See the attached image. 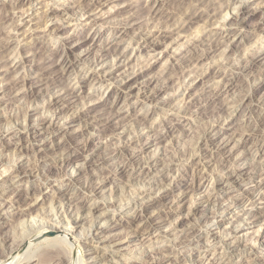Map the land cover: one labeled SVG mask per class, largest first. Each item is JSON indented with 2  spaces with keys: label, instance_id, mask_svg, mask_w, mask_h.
Listing matches in <instances>:
<instances>
[{
  "label": "rangeland",
  "instance_id": "obj_1",
  "mask_svg": "<svg viewBox=\"0 0 264 264\" xmlns=\"http://www.w3.org/2000/svg\"><path fill=\"white\" fill-rule=\"evenodd\" d=\"M228 1V16L211 25L208 13ZM0 19V245L11 247L33 217L65 224L64 213L80 215L65 244L55 230L35 232L8 260L28 254L36 264L49 249L66 264H264V0H0ZM66 55L71 69L60 65ZM80 113L66 131L50 127ZM23 116L21 137L2 121ZM137 212L165 236L137 233L148 228ZM92 220L103 239L124 230L132 241L101 250L95 232L79 236Z\"/></svg>",
  "mask_w": 264,
  "mask_h": 264
},
{
  "label": "bare ground",
  "instance_id": "obj_2",
  "mask_svg": "<svg viewBox=\"0 0 264 264\" xmlns=\"http://www.w3.org/2000/svg\"><path fill=\"white\" fill-rule=\"evenodd\" d=\"M31 2L32 0H28V2ZM224 4V3H223ZM223 4H220V7H218L217 8V10H215L214 12H212L211 14L210 13H208L209 15V17L207 16V18H209V22H211L210 24L211 25H214L215 23H217L218 21H220V20H223L226 16H228V15H226L227 14V8L229 7V1H228V3H226L225 5H223ZM219 5V4H218ZM233 5H237V4H233ZM243 9V8H242ZM93 10V9H92ZM206 12V11H205ZM223 13H224V15H223ZM53 15V14H52ZM194 15H197V13H194ZM51 16V15H50ZM55 17V16H54ZM90 17V16H89ZM9 17L6 15V16H2V20H5V19H8ZM193 18V17H192ZM191 18V19H192ZM0 19V20H1ZM93 19V18H92ZM96 19V18H95ZM98 19V18H97ZM94 20V19H93ZM189 20V19H188ZM208 20V19H207ZM225 20V19H224ZM224 22V21H223ZM125 25V24H124ZM207 27V26H206ZM123 28H124V32L122 33V34H127V28H126V26L124 27L123 26ZM202 38V37H201ZM156 39V38H155ZM200 39V38H199ZM151 41V40H150ZM2 42V41H1ZM149 42V41H148ZM12 43V41H9V40H5L4 39V41H3V44L2 45H10ZM16 44V43H15ZM0 47H1V44H0ZM228 47H230V46H228ZM231 48V47H230ZM69 49V48H68ZM66 52V51H65ZM66 54L67 55H69V51H67L66 52ZM66 55V56H67ZM103 55V54H102ZM65 56V58L62 60V62H61V67L62 68H65V67H67V65H69L68 63H70L71 62V60H70V58L67 56L66 57ZM252 57H257V55L256 54H254V55H252ZM69 58V59H68ZM247 59H248V57H247ZM202 60V59H201ZM201 60H199L200 62H201ZM246 60V59H245ZM254 61H255V59L253 60V61H251V65L252 64H254ZM99 62V61H98ZM95 63H97V61H95ZM95 63H93V64H95ZM73 63H71L69 66H68V69L70 68H73V65H72ZM246 66V65H245ZM15 67V66H14ZM213 71V68H211L210 70H209V73L210 72H212ZM111 75V74H110ZM203 75V74H202ZM114 76V75H113ZM138 76V75H137ZM136 76V77H137ZM111 77V76H110ZM23 79V78H22ZM125 80L127 79V76H126V78H124ZM129 79V78H128ZM127 79V80H128ZM123 80V79H122ZM25 80L23 79V82H24ZM109 81V78H104L103 80H102V82H108ZM110 81H112V80H110ZM124 82H126V81H124ZM52 83V82H51ZM128 83H129V81H127L126 82V84H124V85H121V86H119L118 88L119 89H121V91L123 92L125 89H127L128 87H130L129 85H128ZM13 89V88H12ZM62 91V90H61ZM67 91V90H66ZM58 93H60V92H58ZM31 94V93H30ZM30 94H29V96H30ZM34 94V93H33ZM26 95V94H25ZM62 96V95H61ZM58 101H59V99H58ZM47 106H51L52 108L53 107H57V105H56V102H55V100H51L49 103H48V105ZM259 106V105H258ZM263 107V112H264V106H262ZM46 109H47V107H46ZM25 110V109H24ZM228 110V109H227ZM27 112V111H26ZM225 112V111H224ZM83 113V112H82ZM264 114V113H263ZM82 114L80 113V114H77V116H72L71 118H70V120H69V122L68 123H66V124H64V125H61V127H57L56 125H55V123L54 122H52V124H53V126H51L50 125V127L54 130V131H58V130H60V129H63L64 131H66L65 129H67V127H69V125H71V123L73 124V122H75L77 119H80L82 116H81ZM20 117V116H19ZM18 117V118H19ZM24 117V119L22 120V122H21V120L20 119H18V120H20L19 122H21V123H19L17 120L16 121H14V119H12V118H10V117H5L2 121L3 122H7V123H12V124H14L13 126H16V128H15V131H14V133L15 132H17V135L19 134V137H21L22 136V133H20V129H22V128H28V126L26 125V118H27V116H23ZM22 118V117H21ZM47 118H44V119H42L39 123H38V125L37 126H32V128L30 129V131H28L29 132V138H35V137H37L39 134H40V131H39V129H41L42 127H44V125L47 123ZM79 121V120H78ZM216 121V120H215ZM214 122V121H213ZM1 123V122H0ZM259 123V122H258ZM11 124V125H12ZM22 124V126L21 127H19L20 125ZM50 124V123H49ZM48 124V125H49ZM213 124V123H212ZM218 124V123H217ZM220 124V123H219ZM10 125V126H11ZM24 125V126H23ZM59 125V124H58ZM18 126V127H17ZM47 126V125H46ZM207 126V125H206ZM217 127H218V125H216V126H214V125H208V127L206 128V130H205V132L207 133V134H218V131H217ZM259 127V126H258ZM5 129V128H4ZM13 129V128H12ZM24 130V129H23ZM168 130V129H167ZM6 131V130H5ZM7 131H8V129H7ZM6 131V132H7ZM246 131V130H245ZM3 132V131H2ZM235 131H233L232 133H234ZM114 133V132H113ZM1 134H3V133H1ZM5 134V133H4ZM262 134V133H261ZM6 135V134H5ZM4 135V136H5ZM16 135V136H17ZM3 136V137H4ZM114 136H115V134H114ZM1 137V136H0ZM208 137V136H207ZM212 137V136H211ZM232 137V136H231ZM264 137V136H263ZM65 138V137H64ZM206 139V138H205ZM209 139V138H208ZM225 138H223V140H224ZM229 139L230 138H226V141L227 142H229ZM244 140H246V139H244ZM199 141V140H198ZM204 142V141H203ZM257 143V142H256ZM106 144V143H105ZM205 151H204V153L206 154V156L207 157H209V158H211L212 156H213V150H214V148L213 149H209V147H211L212 145H215V143L214 142H209V141H206L205 143ZM225 144V143H224ZM23 147V146H22ZM220 148V147H219ZM218 148V149H219ZM225 148V147H224ZM198 149H200V146H197V148H196V150H198ZM216 149V148H215ZM23 150H25V149H23ZM115 151H116V153H119L120 151H121V148H117V149H115ZM191 151V150H190ZM199 151H201V149L200 150H198V152ZM112 152V151H111ZM218 152H220L219 150H218ZM193 153V152H192ZM203 153V154H204ZM194 154V153H193ZM201 154V153H200ZM190 155V154H189ZM221 155H222V153H221ZM201 156H203V155H201ZM201 156L198 158L199 159V161L198 162H195V164L196 165H198L199 167H203V165L204 164H202L201 162H200V159H201ZM203 157H205V155L203 156ZM206 158V157H205ZM84 161V160H83ZM139 162V161H138ZM2 164H3V162H2ZM133 164V163H132ZM131 164V165H132ZM8 165V164H7ZM27 165V164H26ZM16 167H18L19 166V164H17L16 163V165H15ZM75 166H78V164H76ZM138 166V165H137ZM21 167V166H20ZM205 167V166H204ZM37 168V166L35 165H30V171H34V170H37L36 169ZM80 169H82L81 168V166L77 169V171H79ZM206 169V168H205ZM18 170V169H17ZM20 171V170H19ZM73 171V170H72ZM18 172V171H17ZM19 173V172H18ZM21 173H24L23 172V170L20 172V174ZM236 173V172H235ZM25 175H26V173H25ZM233 177V176H232ZM61 178V177H60ZM66 178V181H68V182H74V179L72 178V176H67V177H65ZM260 178V177H259ZM262 179H264V178H262ZM231 180V179H230ZM100 182V181H99ZM259 182V181H258ZM262 181H260L259 183H261ZM98 185H100V184H98ZM96 186V187H91L92 188V190H91V194L93 195L94 193L93 192H95V193H97L96 192V190H98V189H100L101 187H99V186ZM258 185H261V184H258ZM95 186V185H94ZM89 187H90V185H89ZM181 188V191H185V190H191V188H190V186H181L180 187ZM255 188V187H254ZM121 189V188H120ZM123 190V189H122ZM255 190V189H254ZM139 191V190H138ZM151 191V190H150ZM122 192V191H121ZM121 192H119V193H121ZM144 192V191H143ZM41 193V192H40ZM123 193V192H122ZM144 194V193H143ZM95 195V194H94ZM119 195V194H118ZM138 195H142V192H140V194L138 193ZM148 195V194H147ZM184 194L182 193V195L181 196H183ZM149 196V195H148ZM147 196V197H148ZM119 197V196H118ZM117 197V198H118ZM121 197V196H120ZM111 198V197H110ZM114 198V197H113ZM144 198H146V197H143L142 199H144ZM132 199V198H131ZM206 200H205V202L206 203H214V199H210V198H205ZM139 200V199H138ZM150 200V199H149ZM142 202V201H141ZM145 202H150V201H148V200H145ZM227 202V201H226ZM110 204H109V206L108 207H114V206H116V201H112V202H109ZM127 203V202H126ZM134 203V202H133ZM140 204V202L139 201H136L133 205L134 206H136L137 204ZM143 204V203H142ZM211 204H209V205H211ZM35 205V204H34ZM118 205V204H117ZM150 205V204H149ZM148 206V205H147ZM49 207V206H48ZM55 207V206H54ZM190 207V206H189ZM215 207V206H214ZM60 208V207H59ZM135 208V207H134ZM133 208V209H134ZM137 208V207H136ZM145 208V207H144ZM225 208V207H224ZM226 208H227V206H226ZM228 208H229V206H228ZM231 208V207H230ZM54 210H55V208H53ZM80 209V208H79ZM140 209V208H139ZM191 208H189V210H190ZM60 210L62 211V207L60 208ZM136 210V209H135ZM158 210V209H157ZM228 210V209H227ZM63 211L65 212V209H63ZM141 211V210H140ZM28 212H30V211H28ZM163 212V211H162ZM224 212V211H223ZM62 213V212H61ZM67 213H69V212H67ZM67 213H64V214H66V217L67 218H64V219H66V221H67V223H65V224H61L62 222H61V220H59L58 222L56 221L55 223H38L37 225H35L33 222H34V219H35V217H33L32 218V220L30 219L29 221L27 220V229L25 228V231H24V233L22 232V235H19L20 237H18V239L16 240V241H13V242H11V239L9 240L10 241V244L12 245L11 247H9V245H6L7 243H6V240H3V239H1V241L3 240V242L1 243L2 245H0L1 247V249H0V264H27V262L32 258L30 255H28L27 254V256L25 255V257H23V258H21L20 260H17L16 261V258L18 257V256H16L15 258H14V260H8V256H10L12 253H17V255H19V253L22 251V250H24L25 251V249H27V245L25 246V245H23V243L24 242H27V241H29V239L31 238V236H33V234H35V232L38 234L39 233V235H40V233H42L38 238H41V237H43V236H47V234H49L50 232H51V230H52V232L55 230L56 232H59V236L57 237V238H55V240L58 242V243H60V244H65L66 242H67V236L69 235V236H71L72 237V233L74 232V230L77 228V225H78V219H79V216L80 215H75L76 217L75 218H73L72 216L71 217H69V215H67ZM141 212H137V214L135 215V218H140L141 216H143L142 214H140ZM258 213V212H257ZM41 214V213H40ZM60 214V213H59ZM95 214L97 215L96 216V218L98 217V216H100V213H96L95 212ZM143 214H145V213H143ZM153 214V213H152ZM19 215L21 216V217H23V216H25V215H28V213L27 212H24V211H22L21 213H19ZM44 215V214H43ZM51 215V214H50ZM49 215V216H50ZM61 215H63V214H61ZM164 215V214H163ZM186 215V214H185ZM261 215V214H260ZM40 216V215H39ZM57 216H58V214H57ZM219 216V215H218ZM20 217V218H21ZM30 217V216H29ZM62 217V216H61ZM65 217V216H64ZM151 217V216H150ZM257 217V216H256ZM36 218H37V216H36ZM161 218V215H160V212H157V214L156 215H154L153 216V219L154 220H156V219H160ZM184 218H185V216H184ZM92 219V218H91ZM53 220V219H52ZM143 220H144V223H143V226L144 225H146L148 228H143L142 229V226L140 225V224H137L135 227H136V232L138 233L139 231H141V230H143L144 232H145V229H147L146 230V232H148V229L149 228H151L150 229V232H149V234L151 233V231L154 229V231L155 232H161V231H158V227H154L153 226V221L151 220V219H148V217L147 216H143ZM26 221V220H25ZM37 221V220H36ZM35 221V222H36ZM104 221V220H103ZM105 221H108V220H105ZM24 222V221H23ZM53 222H54V220H53ZM19 223V222H18ZM109 223H111L110 224V226H113V225H115V223H116V220H109ZM133 223V222H132ZM139 223H141V222H139ZM156 223H158V222H156ZM254 223V222H253ZM46 224V225H45ZM21 225V224H20ZM131 226H133L132 224H131ZM114 227V226H113ZM45 228H49L50 229V231L49 232H47L48 230L47 229H45ZM42 229V230H41ZM45 229V230H44ZM134 230V231H135ZM232 230V229H231ZM235 230V227H234V229H233V231ZM85 231H87L86 233H85ZM106 231V229H99L98 227H96V225H95V222L92 220L91 221V223H90V225H89V227H87V228H82L81 229V231H80V234H79V236L80 235H86V234H88V233H93V232H95L94 234H92V238H90L91 239V241H94V240H97V243L98 244H100V249L101 250H108V249H111V245H109V244H106L108 241H112V242H114L115 243V246H117V247H121L120 246V242H121V240L123 239L125 242H126V244H128L130 241H132L131 239H129L130 238V235L129 234H127V233H129V231L128 232H125L124 230L122 231L121 230V233L119 232L118 233V235H119V237H118V235H116V237L114 236V238L112 237H110L109 239H103L102 238V236H100L101 234L103 235V233ZM142 232V231H141ZM207 232H208V234H209V232H210V230L208 229L207 230ZM230 232V231H229ZM193 233H195V232H193ZM132 234H133V232H132ZM142 234V233H141ZM195 234H198L197 235V237L198 236H200L202 233H195ZM229 234H232L233 235V233H229ZM228 234V235H229ZM255 234H256V232H255ZM91 235V234H90ZM161 235H164V232H161ZM207 235V234H206ZM218 235V234H217ZM89 236V235H88ZM165 236V235H164ZM194 236V235H193ZM231 236V235H230ZM236 236V235H235ZM254 236V235H253ZM81 237V236H80ZM91 237V236H90ZM168 237V236H167ZM171 237V236H170ZM37 238V239H38ZM213 238V237H212ZM54 239V238H53ZM52 239V240H53ZM210 239H211V237H210ZM217 239V238H216ZM218 240H219V238H218ZM227 240L228 239H222V237L220 238V240H219V243H221V244H223L224 245V243H226L227 242ZM233 240V239H232ZM8 241V242H9ZM184 241V240H183ZM216 241V240H215ZM118 242V243H117ZM113 243V244H114ZM233 243V242H232ZM239 243V242H238ZM27 244V243H26ZM70 244V243H69ZM72 244V243H71ZM227 244V243H226ZM228 245V244H227ZM231 245V244H230ZM236 245V244H235ZM243 245V244H242ZM5 246V247H4ZM58 246V245H57ZM28 247H29V245H28ZM234 247V246H233ZM237 247V246H236ZM76 248V247H75ZM118 248V249H119ZM235 248V247H234ZM238 248V247H237ZM121 249H122V247H121ZM231 250V249H230ZM241 250H244L245 252H247V251H251L252 250V247L251 246H249L248 244H246V245H244V247H243V249L241 248ZM119 251V250H118ZM66 254V253H65ZM64 254V255H65ZM152 256V255H151ZM227 256V255H226ZM162 257V256H161ZM164 257V256H163ZM229 257V256H228ZM19 258V257H18ZM264 258V257H263ZM92 260H96L97 258H91ZM164 260V258H162V259H160V260H158V261H153V263L152 264H163V261ZM69 261V260H68ZM72 262H73V260H72ZM151 262V261H150ZM165 262V261H164ZM169 262H171V261H169ZM42 263H44V264H66V259H65V257L63 256V255H60V253L58 252V250L56 251V250H45V251H43V253L39 256V258L36 260V264H42ZM227 263V262H226ZM79 264H80V262H79ZM84 264V263H83ZM150 264V263H149ZM171 264V263H170Z\"/></svg>",
  "mask_w": 264,
  "mask_h": 264
},
{
  "label": "water",
  "instance_id": "obj_3",
  "mask_svg": "<svg viewBox=\"0 0 264 264\" xmlns=\"http://www.w3.org/2000/svg\"><path fill=\"white\" fill-rule=\"evenodd\" d=\"M53 234L52 233H49L48 236H52Z\"/></svg>",
  "mask_w": 264,
  "mask_h": 264
}]
</instances>
